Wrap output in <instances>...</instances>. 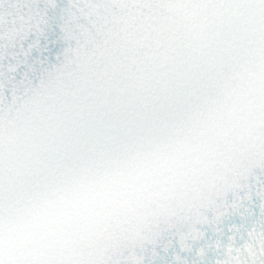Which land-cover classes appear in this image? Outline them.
<instances>
[{
  "label": "snow or ice",
  "instance_id": "6c2138e0",
  "mask_svg": "<svg viewBox=\"0 0 264 264\" xmlns=\"http://www.w3.org/2000/svg\"><path fill=\"white\" fill-rule=\"evenodd\" d=\"M0 264H264V0H0Z\"/></svg>",
  "mask_w": 264,
  "mask_h": 264
}]
</instances>
